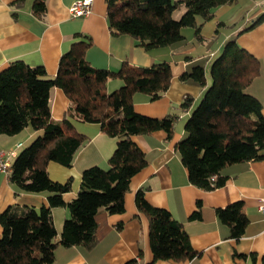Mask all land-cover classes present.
Returning a JSON list of instances; mask_svg holds the SVG:
<instances>
[{
	"label": "trees",
	"instance_id": "obj_1",
	"mask_svg": "<svg viewBox=\"0 0 264 264\" xmlns=\"http://www.w3.org/2000/svg\"><path fill=\"white\" fill-rule=\"evenodd\" d=\"M24 1L14 0L13 4L21 5ZM233 1L105 0L106 18L112 34L127 33L150 49L181 40V29L187 26L193 27L196 37H200V26L212 17L214 7ZM179 9L181 14L174 17ZM45 10L46 0H33L36 16L41 17ZM262 21L264 11L237 32ZM89 43L77 40L64 51L53 76L47 74L43 65H30L21 59L10 61L0 70V134H16L27 125L42 130L14 156L9 181L22 191L47 193V204L15 203L0 210V264H49L59 243L92 247L96 242L95 214L102 208L109 213L123 212L131 178L146 164L144 152L133 135L156 129L165 130L168 136L172 133L173 117H152L133 108L135 92H145L155 99L168 88L169 63L134 66L123 61L117 70L95 67L85 57ZM260 65L259 58L232 36L209 64V83L201 64H194L180 75L181 79H193L204 88L184 122L186 135L175 144L191 183L213 189L223 184L221 170L227 164L264 158L261 103L245 90L259 74ZM114 77L122 83L109 91L106 82ZM54 87L61 88L69 100L61 119L51 115ZM191 102L192 97L185 95L181 106L187 109ZM72 119L99 123L101 130L116 138V143L108 165L84 168L77 193L65 200L63 193L71 189L72 177L53 180L47 164L52 160L70 166L87 141ZM134 200L136 208L149 220L153 261L187 260L199 253L191 246L181 222L168 209L149 203L141 188L136 190ZM62 205L68 208L69 215L58 232L52 208ZM199 208L198 200L191 217L199 216ZM216 214L228 226L229 237L242 236L248 218L240 200L217 208ZM248 256L250 264H264V253L258 256L250 252Z\"/></svg>",
	"mask_w": 264,
	"mask_h": 264
},
{
	"label": "crops",
	"instance_id": "obj_2",
	"mask_svg": "<svg viewBox=\"0 0 264 264\" xmlns=\"http://www.w3.org/2000/svg\"><path fill=\"white\" fill-rule=\"evenodd\" d=\"M13 1L0 0V70L10 61L21 59L30 65H43L47 74L53 76L61 54L77 40L90 42L85 48V57L95 67L117 70L123 61L134 66L166 61L171 69L169 86L159 97L151 99L141 91L133 94L135 111L158 118L171 116L173 130L169 136L163 129L133 135L144 152L146 164L131 178L124 195V211L109 213L100 209L95 214V244L87 248L59 243L49 264H250V252L258 256L263 254L264 218L257 203L264 192V158L227 164L221 170L225 177L223 184L203 189L189 181L175 144L186 135L184 122L204 90L197 81L183 80L180 75L194 64H201L209 83V64L222 50L225 40L232 36L260 60V72L245 90L259 99L264 115V21L249 30L237 32L264 11V0H234L218 5L214 7L212 17L202 22L200 37H196L193 27L187 26L181 29V40L150 49L139 45L127 33H111L105 0H92L90 11L81 16H72L69 11V6L76 0H46V10L41 17L32 11L33 0H25L21 5H15ZM176 11L174 17H178L182 9ZM121 83L119 78H109L107 90H113ZM185 95L192 97L187 109L181 106ZM68 104L63 90L54 87L50 96L52 117L61 119ZM72 122L87 141L78 149L70 166L52 160L47 164L53 180L65 181L72 177L71 189L63 193L65 200L77 193L84 168L108 165V157L116 143V138L101 130L97 122L76 119ZM41 132V129L27 125L16 134L1 133L0 150H14L15 156ZM139 188L149 203L168 209L181 222L191 246L199 251L196 256L181 261L152 260L149 220L135 206V192ZM198 200L199 216L193 218L191 214ZM237 200L242 202L248 222L242 236L234 239L229 237L228 226L218 219L216 209ZM15 203L47 204V193L19 190L10 183L7 173L0 172V210ZM52 214L59 232L64 218L69 215L68 208L54 206Z\"/></svg>",
	"mask_w": 264,
	"mask_h": 264
},
{
	"label": "built area",
	"instance_id": "obj_3",
	"mask_svg": "<svg viewBox=\"0 0 264 264\" xmlns=\"http://www.w3.org/2000/svg\"><path fill=\"white\" fill-rule=\"evenodd\" d=\"M92 0H76L69 6V11L72 16L85 15L90 11ZM14 150H0V172L7 173L10 171L11 158L14 156ZM258 210L264 218V192L258 198Z\"/></svg>",
	"mask_w": 264,
	"mask_h": 264
},
{
	"label": "rangeland",
	"instance_id": "obj_4",
	"mask_svg": "<svg viewBox=\"0 0 264 264\" xmlns=\"http://www.w3.org/2000/svg\"><path fill=\"white\" fill-rule=\"evenodd\" d=\"M176 13V15H178V11H176L175 12ZM175 13H174V15H175ZM208 71H209V68H208ZM202 96V95H201ZM201 98V97H200ZM200 98L199 99H197V101H199L200 100ZM198 103V102H197Z\"/></svg>",
	"mask_w": 264,
	"mask_h": 264
},
{
	"label": "bare ground",
	"instance_id": "obj_5",
	"mask_svg": "<svg viewBox=\"0 0 264 264\" xmlns=\"http://www.w3.org/2000/svg\"><path fill=\"white\" fill-rule=\"evenodd\" d=\"M12 161V160H11Z\"/></svg>",
	"mask_w": 264,
	"mask_h": 264
}]
</instances>
